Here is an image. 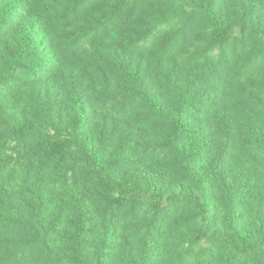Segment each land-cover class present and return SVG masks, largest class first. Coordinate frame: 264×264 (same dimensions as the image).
I'll use <instances>...</instances> for the list:
<instances>
[{
  "label": "trees",
  "instance_id": "16d2710c",
  "mask_svg": "<svg viewBox=\"0 0 264 264\" xmlns=\"http://www.w3.org/2000/svg\"><path fill=\"white\" fill-rule=\"evenodd\" d=\"M0 264H264V0H0Z\"/></svg>",
  "mask_w": 264,
  "mask_h": 264
}]
</instances>
